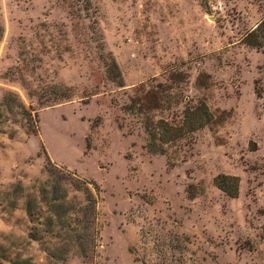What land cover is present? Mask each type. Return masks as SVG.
<instances>
[{
	"label": "rangeland",
	"instance_id": "1",
	"mask_svg": "<svg viewBox=\"0 0 264 264\" xmlns=\"http://www.w3.org/2000/svg\"><path fill=\"white\" fill-rule=\"evenodd\" d=\"M91 4L88 15L72 18L61 0H0V99L12 91L38 117L37 127L0 132V264H61L27 234L25 199L38 196L48 170L69 199L84 197L70 184L74 174L100 188L94 264H141L129 248L148 222L189 235L201 264H264V52L241 42L263 17L264 0ZM40 23L60 25L70 47L60 59L46 53L36 70L71 87L72 96L55 104H39L3 75L17 62L18 37L31 38ZM109 56L121 86L107 77ZM153 78L165 90L156 117L198 102L212 114L163 153L146 149L142 118L122 110ZM218 173L238 177L236 197L214 185ZM66 264L81 259L68 255Z\"/></svg>",
	"mask_w": 264,
	"mask_h": 264
},
{
	"label": "trees",
	"instance_id": "2",
	"mask_svg": "<svg viewBox=\"0 0 264 264\" xmlns=\"http://www.w3.org/2000/svg\"><path fill=\"white\" fill-rule=\"evenodd\" d=\"M61 1L68 7L72 18H79L82 10L84 15H88L93 6L91 0ZM3 31L0 23V40ZM241 42L264 52V15L254 27L245 32ZM17 45V62L6 69L4 78L19 82L28 90V96H35L41 105L55 104L72 96L71 87L52 80L45 81L36 72L42 68L46 53L53 51L60 59V53L70 48L66 31L60 25L40 23L31 38L19 36ZM108 61L105 64L107 77L121 86L122 78L115 59L109 56ZM153 81L154 78L136 87L134 95L122 106V110L142 118L140 123L147 137L146 149L163 153L164 144L175 142L198 130L212 120V114L204 102H198L184 105L180 115L156 117L153 112L160 108L161 96L164 97L165 90H159L161 84L152 83ZM254 91L258 94L255 86ZM262 94L264 98V91ZM167 97L170 98V95ZM29 108L30 105L26 107L15 93L6 92L0 99V132L6 133L5 128L9 127L8 134L12 136L15 131L13 126L17 123L37 127V113L31 114ZM118 126L121 127L119 123ZM86 147H89L88 142ZM47 162L52 164L50 160ZM48 174H52L51 178L41 183L38 196H28L25 199L24 210L31 224L27 233L28 240L37 242L51 262L66 264L68 255H74L81 259V264H94L100 226L96 207L100 192L98 184L94 180L68 173L74 190L81 191L84 195L83 200L74 196L69 199L65 186L52 171L48 170ZM238 182L235 175L218 173L213 177L214 185L230 197L238 195ZM190 244L189 235L163 227L156 229L148 222L140 228L138 244L130 247L129 251L135 254V260L141 264H201L196 261ZM29 261L18 259L9 262L30 264Z\"/></svg>",
	"mask_w": 264,
	"mask_h": 264
}]
</instances>
